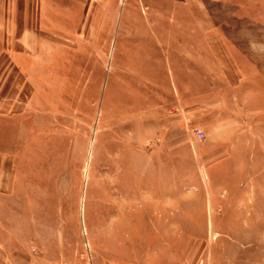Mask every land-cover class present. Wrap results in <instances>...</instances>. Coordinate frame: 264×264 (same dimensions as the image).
Wrapping results in <instances>:
<instances>
[{"label":"rangeland","instance_id":"obj_1","mask_svg":"<svg viewBox=\"0 0 264 264\" xmlns=\"http://www.w3.org/2000/svg\"><path fill=\"white\" fill-rule=\"evenodd\" d=\"M123 1L120 14L136 0ZM98 35L100 54L56 64L68 79L35 116L0 120L15 190L0 216L47 264H264V38L224 39L227 63L198 55L168 85L163 69L112 60L109 25Z\"/></svg>","mask_w":264,"mask_h":264},{"label":"crops","instance_id":"obj_2","mask_svg":"<svg viewBox=\"0 0 264 264\" xmlns=\"http://www.w3.org/2000/svg\"><path fill=\"white\" fill-rule=\"evenodd\" d=\"M122 2L0 0V120L35 116L37 102L52 100L61 81L68 79L66 65L56 64L68 59L70 48L93 46L100 54L98 34L107 25L112 32V60L125 55L124 67L139 60L143 67L163 69L168 85H181L177 71L196 70L198 55L215 52L227 63L231 50L224 39L264 38L260 28L264 0H136L120 14ZM136 9L141 18L135 17ZM134 21L141 25L139 44L132 41ZM245 21L254 23V28L240 29ZM234 23L236 29L231 30ZM13 130L18 135L25 132L19 125ZM13 159V152L0 148V215L5 199L15 192ZM24 235L20 225L0 216V264L48 263V254L36 252L31 234ZM97 264L159 263L152 255L137 263L109 259Z\"/></svg>","mask_w":264,"mask_h":264},{"label":"built area","instance_id":"obj_3","mask_svg":"<svg viewBox=\"0 0 264 264\" xmlns=\"http://www.w3.org/2000/svg\"><path fill=\"white\" fill-rule=\"evenodd\" d=\"M199 134H200V136H202L203 135V132L202 131H199Z\"/></svg>","mask_w":264,"mask_h":264}]
</instances>
